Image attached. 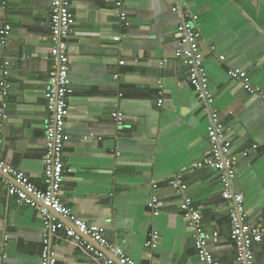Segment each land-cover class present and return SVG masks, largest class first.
<instances>
[{
    "label": "crops",
    "instance_id": "1",
    "mask_svg": "<svg viewBox=\"0 0 264 264\" xmlns=\"http://www.w3.org/2000/svg\"><path fill=\"white\" fill-rule=\"evenodd\" d=\"M116 1L71 0L73 93L62 198L77 216L102 226L113 247L137 264H202L182 197L170 182L181 177L206 229L220 231L219 241L208 244L215 264H237L229 205L217 172L204 162L210 115L189 82V65L175 54L183 47L177 29L182 11L173 10L174 0H123L122 19ZM188 6L199 15L214 107L232 144L234 190L244 194L250 222L264 226V99L228 73L231 67L244 69L264 88V0H188ZM50 14V0H0V26L3 21L12 26L8 42L0 43V79L3 61L11 60L0 155L40 188H45V91L53 68ZM114 111L124 113V126L117 125ZM154 194L162 201L157 211L148 205ZM45 232L38 210L19 204L0 181V264H40ZM155 232L156 245L147 247ZM52 243L58 264H101L62 230ZM254 253L253 264H264V236Z\"/></svg>",
    "mask_w": 264,
    "mask_h": 264
},
{
    "label": "built area",
    "instance_id": "2",
    "mask_svg": "<svg viewBox=\"0 0 264 264\" xmlns=\"http://www.w3.org/2000/svg\"><path fill=\"white\" fill-rule=\"evenodd\" d=\"M51 14L49 19L50 40L52 46L48 58L53 61L45 91V108L47 112L46 132L44 136V171L43 180L45 188H40L22 170L14 167L0 155V181L8 184V195L14 197L19 204L35 208L41 214L46 232L43 236V248L40 255V264H58L57 253L53 247L52 237L56 231L62 230L69 238L80 242L83 250L92 255L101 264H137L132 258L116 250L105 234L102 226L92 224L77 216L72 208L62 198V184L65 179V140L67 137L66 123L69 115L68 98L73 93L70 79L69 44L75 31V14L72 10L71 0H50ZM174 11H182V21L178 25L180 44L183 47L175 51L177 57L189 65L188 79L198 94L204 110L210 115L207 138L209 142L205 163L210 165L218 175L222 184V195L229 205L231 220L230 237L236 250L237 264H253L254 246L264 236V226L251 223L245 208L244 194L234 190V179L237 174L236 160L232 152V144L226 137V126L217 108L214 107L215 96L210 88L209 77L204 66V55L201 49L202 33L197 27L199 15L193 13L188 0H174ZM7 4V1H4ZM122 19L127 18V11L123 9V0L116 1ZM185 6V7H182ZM184 8V9H182ZM12 26L3 21L0 26V43L6 44L10 39ZM119 36L114 39L119 40ZM212 49H215L212 46ZM225 60V55H220ZM10 59H5L1 65L2 77L0 79V97L2 98L3 114L7 107L6 97L9 91L8 76ZM122 63H124L122 61ZM230 77L243 86L251 95L264 99V88L252 82L249 73L239 67L228 70ZM158 106L164 103V90L162 80H159ZM112 117L119 126H124L125 119L122 111L112 112ZM3 141L0 140V151ZM254 148L257 145L253 146ZM248 155V151L243 152ZM204 162L198 163L203 166ZM7 177H12L9 183ZM172 186L182 197V210L184 218L195 240V247L202 264H215L214 255L209 248V242H218L220 231L217 228L207 230L200 211L195 206L192 196L188 193V184L181 178H174ZM157 188V182L153 183ZM153 211L162 206V201L153 195L148 203ZM61 217L69 220L72 225L64 223ZM89 237L93 242L85 238ZM159 234H151L146 242L147 247L156 245ZM111 250L112 254H108Z\"/></svg>",
    "mask_w": 264,
    "mask_h": 264
}]
</instances>
